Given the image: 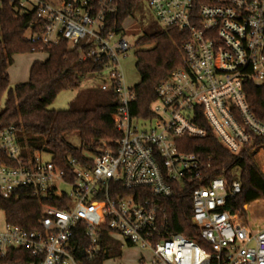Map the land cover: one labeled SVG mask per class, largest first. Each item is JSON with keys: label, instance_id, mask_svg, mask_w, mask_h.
<instances>
[{"label": "built area", "instance_id": "1", "mask_svg": "<svg viewBox=\"0 0 264 264\" xmlns=\"http://www.w3.org/2000/svg\"><path fill=\"white\" fill-rule=\"evenodd\" d=\"M122 1L11 0L35 12L24 36L31 53L67 41L80 61L100 65L101 91L116 96L112 118L119 137L84 149V162L71 158L64 169L40 154L23 156L14 127L0 131V198L29 189L42 203L38 230L6 223L0 260L18 251L21 263L4 264H84L75 254L79 249L94 261L106 227L124 247L149 251L150 264H264V228L254 231L246 216L228 206L241 194L240 181L217 177L204 185L212 158L183 153L178 144L205 138L208 130L198 124L204 119L225 150L250 160L264 178V122L244 92L246 82L264 86V0H146L162 29L188 37L183 65L156 88L147 119L130 110L136 94L122 68L130 44L118 39L116 26L108 29ZM196 182L192 222L209 250L172 234L162 206L175 185ZM80 224L84 246L75 240Z\"/></svg>", "mask_w": 264, "mask_h": 264}, {"label": "trees", "instance_id": "2", "mask_svg": "<svg viewBox=\"0 0 264 264\" xmlns=\"http://www.w3.org/2000/svg\"><path fill=\"white\" fill-rule=\"evenodd\" d=\"M142 3L143 0L120 2L116 12L108 19V29L113 30L116 26L117 33L121 34L125 20L135 18L141 12ZM34 20V11L27 12L19 3L3 0L0 9V131L14 127L23 156H47L56 165L66 169L71 158L84 162V149L96 148L101 142L119 137L112 118L118 104L115 94L110 91L106 92V102L90 109H49L61 93L78 91L83 80L100 71V65L93 61H80V52L71 50L67 41L44 52L48 55L46 61L34 62L27 82L12 86L9 68L14 63L15 55L31 53V45L24 36L28 24ZM187 39L185 33L174 28L160 29L139 39L136 44L138 47L151 48L136 52L140 83L133 87L136 101L130 107L132 116L144 119L152 117V106L157 100L156 88L183 65L182 48ZM244 92L256 118L264 122V86L258 87L253 82H246ZM198 124L208 130V135L202 139L178 140L181 152L194 153L205 159L212 158L211 168L204 176V185L217 177H224L228 183L239 180L241 194L229 202V209L232 213L239 211L246 216L254 231L263 229L251 218H264L263 176L250 160H240L225 150L204 119ZM71 135L80 138V147L68 141ZM0 160L5 161L4 157H0ZM198 186L197 182L175 185L174 195L163 201L162 206L168 216L172 234L183 235L209 250L200 236V230L192 222L191 193ZM48 204L57 206L56 202ZM0 208L5 213L7 223L30 231L40 228L42 203L31 190L20 189L9 200L0 198ZM96 219L93 216V220ZM101 230L100 255L96 260L84 259L79 249L75 252L84 264H103L109 259L113 251L112 240L106 227ZM84 231L83 224L75 231V240L81 238L82 246L87 243ZM11 253L12 255L0 260V264L22 262L15 255L18 251Z\"/></svg>", "mask_w": 264, "mask_h": 264}, {"label": "rangeland", "instance_id": "3", "mask_svg": "<svg viewBox=\"0 0 264 264\" xmlns=\"http://www.w3.org/2000/svg\"><path fill=\"white\" fill-rule=\"evenodd\" d=\"M30 9V8H29ZM162 29V26L156 19L153 11L147 4L146 0H143L141 12H139L135 18H128L125 20L122 26V33L119 38H124L130 44V50L128 57L122 61V68L125 76L126 85L129 88H133L140 83V75L136 68V52L138 50L149 49L151 46L138 47L136 44L143 36L151 35ZM16 65L11 72L13 80H15V72L21 69H26V65L31 64L32 59H40V62L46 61L48 58L47 53H25L15 55ZM29 69V68H27ZM20 73V72H19ZM18 73V74H19ZM17 81V80H16ZM103 78L99 75H91L82 81L81 87L78 91H66L61 93L55 102L51 104L49 109L62 111L68 109H90L96 104L104 103L108 100L107 93L101 91L100 87L103 83ZM16 82L12 86L16 85ZM68 141L76 146H81L80 138L77 135H71L68 137ZM45 160L47 156H43ZM255 222L261 228H264V218H253ZM6 217L4 211L0 208V232L5 229ZM112 240L111 247L112 252L109 255V259L105 264H141L145 258V264H150L148 261L151 259V253L141 249L124 247L121 238H110Z\"/></svg>", "mask_w": 264, "mask_h": 264}, {"label": "crops", "instance_id": "4", "mask_svg": "<svg viewBox=\"0 0 264 264\" xmlns=\"http://www.w3.org/2000/svg\"><path fill=\"white\" fill-rule=\"evenodd\" d=\"M15 57V56H14ZM14 59V63H13V65L9 68V77H10V83H11V85L14 83V82H16L15 84L17 85V84H21V83H25V82H27L28 81V79H29V75H30V69H31V67H32V65L34 64V62H36V61H41L40 59H32V62H31V64H28V65H26L27 67H26V69H21V70H19V72L18 71H14L15 72V80H13V76L11 75V72L14 70L13 68H14V66L16 65V62H15V58H13ZM15 64V65H14ZM27 68H29V69H27ZM19 73V74H18ZM17 80V81H16Z\"/></svg>", "mask_w": 264, "mask_h": 264}]
</instances>
